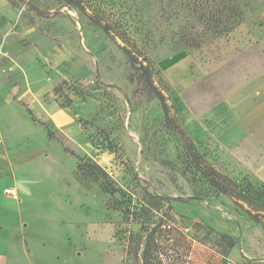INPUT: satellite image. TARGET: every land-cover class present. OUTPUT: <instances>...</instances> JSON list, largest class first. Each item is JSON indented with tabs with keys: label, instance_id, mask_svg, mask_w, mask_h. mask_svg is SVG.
Returning <instances> with one entry per match:
<instances>
[{
	"label": "rangeland",
	"instance_id": "rangeland-1",
	"mask_svg": "<svg viewBox=\"0 0 264 264\" xmlns=\"http://www.w3.org/2000/svg\"><path fill=\"white\" fill-rule=\"evenodd\" d=\"M217 6L0 0V149L14 165L0 178V264H264V185L197 119L264 75V0ZM124 48L149 63L168 116L135 95ZM195 63L212 71L198 79Z\"/></svg>",
	"mask_w": 264,
	"mask_h": 264
},
{
	"label": "crops",
	"instance_id": "crops-1",
	"mask_svg": "<svg viewBox=\"0 0 264 264\" xmlns=\"http://www.w3.org/2000/svg\"><path fill=\"white\" fill-rule=\"evenodd\" d=\"M10 5L12 8H17L11 1ZM188 63L194 62L190 60ZM185 68L186 70L184 69L180 76L182 88L192 79L190 72H187V67ZM194 69L198 79L205 78L212 71L211 68L205 69L200 63H195ZM263 86L264 75L240 87L220 103L204 108L199 105L197 119L199 126L212 133L229 154L248 170L252 183L264 185ZM13 167L12 160L6 151L0 149V178L9 177Z\"/></svg>",
	"mask_w": 264,
	"mask_h": 264
},
{
	"label": "trees",
	"instance_id": "trees-1",
	"mask_svg": "<svg viewBox=\"0 0 264 264\" xmlns=\"http://www.w3.org/2000/svg\"><path fill=\"white\" fill-rule=\"evenodd\" d=\"M68 4L72 5V6H79L80 5V0H65ZM223 3V0H216V2H218V6L220 8V3ZM12 5L14 7H17L16 3L11 1ZM235 5V4H234ZM232 4L231 6V10L232 13H236L238 10V6H234ZM32 9L35 11L36 15L39 16L42 19H49L51 17H53L54 15L50 14V13H45L42 12L41 10H39L36 7H32ZM219 10V9H218ZM223 11V9H222ZM242 15V14H240ZM232 20L233 22H236V18H230L227 17V21L225 22H217L215 25V27H213L211 29V32L213 33V36L215 37H219L222 36L224 33L228 32L230 30V24L229 21ZM228 22V23H227ZM198 47L199 45H196V43H194V45H192L191 47ZM124 51L126 53V56L129 58V62L133 68V70L135 71V76L137 77V92H136V96L137 95H141L144 92H147L149 95H155L157 97L158 100H160L163 110H164V114H166V116H168L169 114V107L167 104V100H165V97L163 95V93L159 90V88L154 84L153 80H152V71L150 68L149 63H143L139 61V57H137V55L135 56L134 54H132V52L130 50H128L127 48H124ZM147 61V59H145V62ZM99 75V74H98ZM109 87V86H107ZM195 157L196 154H195ZM202 170H204L203 172H205V174L210 178L212 185L216 186L219 191H221L222 193H224L225 195H227L228 193L231 192L230 186H227L224 184L225 181H227L226 178H223V176H221L217 171H215L214 169H210L207 168L205 169L203 166H201ZM173 201L175 202H181L180 200L177 199H173ZM148 252V253H147ZM144 254L146 256L150 255L149 254V248L145 250Z\"/></svg>",
	"mask_w": 264,
	"mask_h": 264
},
{
	"label": "built area",
	"instance_id": "built-area-1",
	"mask_svg": "<svg viewBox=\"0 0 264 264\" xmlns=\"http://www.w3.org/2000/svg\"><path fill=\"white\" fill-rule=\"evenodd\" d=\"M6 56V51L3 46L0 44V62Z\"/></svg>",
	"mask_w": 264,
	"mask_h": 264
}]
</instances>
